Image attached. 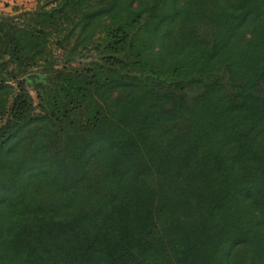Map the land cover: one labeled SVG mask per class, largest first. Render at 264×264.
Segmentation results:
<instances>
[{"label": "trees", "instance_id": "16d2710c", "mask_svg": "<svg viewBox=\"0 0 264 264\" xmlns=\"http://www.w3.org/2000/svg\"><path fill=\"white\" fill-rule=\"evenodd\" d=\"M0 264H264V0L0 11Z\"/></svg>", "mask_w": 264, "mask_h": 264}, {"label": "rangeland", "instance_id": "374dc122", "mask_svg": "<svg viewBox=\"0 0 264 264\" xmlns=\"http://www.w3.org/2000/svg\"><path fill=\"white\" fill-rule=\"evenodd\" d=\"M38 0H0V11L3 12H13L19 8H31L36 5ZM39 72V71H35ZM36 83H38V78L36 77ZM29 86L35 85L30 80L28 81Z\"/></svg>", "mask_w": 264, "mask_h": 264}, {"label": "water", "instance_id": "95a60500", "mask_svg": "<svg viewBox=\"0 0 264 264\" xmlns=\"http://www.w3.org/2000/svg\"><path fill=\"white\" fill-rule=\"evenodd\" d=\"M40 75L37 72H29L26 74V78L30 79L32 83H36V77L38 78Z\"/></svg>", "mask_w": 264, "mask_h": 264}]
</instances>
